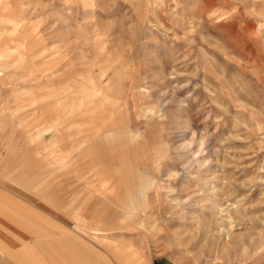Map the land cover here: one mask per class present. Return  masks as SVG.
<instances>
[{"label": "rangeland", "instance_id": "374dc122", "mask_svg": "<svg viewBox=\"0 0 264 264\" xmlns=\"http://www.w3.org/2000/svg\"><path fill=\"white\" fill-rule=\"evenodd\" d=\"M0 69V211L37 220L19 264H67L29 207L83 190L98 128L91 264H264V0H0Z\"/></svg>", "mask_w": 264, "mask_h": 264}, {"label": "crops", "instance_id": "0c3cea01", "mask_svg": "<svg viewBox=\"0 0 264 264\" xmlns=\"http://www.w3.org/2000/svg\"><path fill=\"white\" fill-rule=\"evenodd\" d=\"M3 77H5V75L3 71L0 69V78H3ZM111 123L115 124L113 122ZM111 133L113 135L118 134L113 131ZM111 133L109 132L107 133L106 131L104 132L103 130H100L98 128V132L94 131V134L93 133L90 134V136L93 135L92 138H95V136H97L98 138V139L96 138L93 139L94 144H93L92 149L86 153H84L85 151L83 152L79 151L80 153L75 158V162L73 164V165H77L73 173V176L75 175L74 176L75 178L76 176L79 178L81 171L83 173L84 170L87 168L88 179H87L86 186L85 187L83 186V190H81L82 187L80 188L79 186L81 184H73V186L71 187L69 186L67 189L65 188L62 189L61 192L55 197L54 192L57 193L59 187L54 186L52 189L47 188L46 190H44V194L46 195L43 198V202L40 201V203L42 202L41 206L29 207L31 209L29 210V213L31 211V214L35 213L36 215H38V217L42 220V222H45L44 224H46L50 228V230L45 229V228H41V229L49 231L51 233L55 232L53 230H56V233L64 235L62 239H60L59 241H56L55 244H53L52 246L56 250L57 258L62 259V261L67 259L66 260L67 262H65L67 264H91V257H92L91 256V251H92L91 250V232L92 230H90L89 241L85 237V233H81L83 238L77 237V235L75 234V230H78L77 228L81 229L80 224H86L87 217L90 219L91 225H93L97 220L99 222L102 219L100 216L106 212L105 210L106 208L104 204H102L99 207L100 209L98 207L96 208V206H98V203L100 205L101 202H98L97 204H95V202L91 199L92 196H91V190H90L91 188L94 189L96 185L97 186L102 185L104 182V181H99V180L97 181L92 180L93 176L94 177H105V176L102 174H100V176H97L96 172L93 174L92 171L88 169L87 167L88 165L82 163V160L85 158L86 162L88 161L95 162V160L88 159V158H92L93 154H97L99 159H103V161L108 159L107 156H105L106 152L113 151L111 147L115 148L116 146L113 143H112L113 145H111L109 144V142H107V139L111 137ZM100 135H101V138H99ZM69 161L71 164L70 158H69ZM104 169L108 170L109 172L111 168L109 169L108 167ZM109 173L110 174H108V176L113 177V172H109ZM87 187L89 188V191L87 192V195H85L86 198L83 201L84 205H82L81 203H82L83 198H81L82 197L81 191L84 192ZM102 193L106 195V191H102ZM60 194H65V195L61 197ZM71 196L73 199V201L71 202L72 203L71 207L73 209L71 215L75 221L71 220L70 222L68 220H61L59 215H57L59 213L57 212H56L57 214L54 213L55 211H53V208L51 209L49 205L59 209L61 203H65L66 201L70 203ZM48 197H51L52 199L54 198L53 201L48 203V201L46 200ZM102 199L103 201L104 200H107V201L110 200V202L112 201V197L110 195H106ZM56 203H59V205L57 204L54 206L53 204H56ZM115 214L116 212H112L111 214H109L106 220L109 219L110 221L106 222V220L104 219V223L116 221L118 218V215L115 216ZM83 217H84V219H82L83 222H81L80 218H83ZM27 218H28L27 221L23 223L17 222L15 220H12V217L10 215H6L5 212L2 213L0 211V264H19L18 262H19L21 247H18V246L20 242L26 241V238H30L31 233H34L33 231H36L34 229L35 226L33 225H36L37 220L34 222L33 220H35V218L33 216H28ZM40 225H43V224L41 223ZM107 227L108 226H106L105 228ZM40 232L42 233V231ZM46 237L47 236L43 235L41 239L45 240ZM42 248H43V251L48 250V247L46 246L45 243L43 244ZM27 251H30V250L27 249ZM85 260H86V263H85Z\"/></svg>", "mask_w": 264, "mask_h": 264}]
</instances>
